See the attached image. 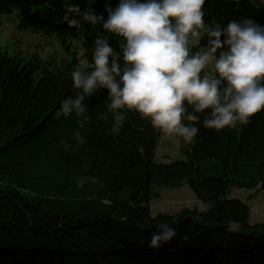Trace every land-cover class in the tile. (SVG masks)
Segmentation results:
<instances>
[{
  "label": "trees",
  "instance_id": "1",
  "mask_svg": "<svg viewBox=\"0 0 264 264\" xmlns=\"http://www.w3.org/2000/svg\"><path fill=\"white\" fill-rule=\"evenodd\" d=\"M118 2L0 0V14L16 11L21 29L52 34L67 55L58 65L39 59L21 65L0 50V264H264V224L251 225L249 206L229 198L235 187L264 190V110L217 132L203 124L210 109L196 112L185 102L199 120L184 123H194L198 135L190 143L180 137L186 159L165 164L154 160L156 128L135 110H125L118 135L110 132L107 89L86 97L88 121L57 118L61 102L80 92L71 73L93 70L98 38L108 41L123 69L125 39L102 20L83 18L94 11L106 19L105 5ZM71 7L79 10L74 25L62 21ZM202 10L204 27L190 55L211 48V33L232 20L264 25V0H205ZM77 130L83 144L73 137ZM183 182L210 210L152 216L150 202ZM228 220L238 221L239 231H229ZM162 222L176 235L153 249L150 233Z\"/></svg>",
  "mask_w": 264,
  "mask_h": 264
},
{
  "label": "clouds",
  "instance_id": "2",
  "mask_svg": "<svg viewBox=\"0 0 264 264\" xmlns=\"http://www.w3.org/2000/svg\"><path fill=\"white\" fill-rule=\"evenodd\" d=\"M204 3L205 0H119L114 8L105 5L106 19L94 11L85 12V20L93 24L102 20L104 29L125 39V65L121 69L119 55L106 39L98 38L93 70L71 73L73 86L80 92L61 102L57 118L75 114L82 122L88 121L86 97L98 89H107L113 134L118 135L123 127L125 110H135L154 128L190 143L198 135L194 123L199 117L187 112L185 102L193 105L196 112L210 109V118L203 124L217 132L247 124L264 110V25L252 18L232 20L211 33L215 37L211 48L190 55L189 46L199 43V30L204 27ZM224 46L227 50L217 56V49ZM209 64L214 65L218 78L201 77ZM224 81L227 83L222 87ZM73 137L80 144L85 142L79 130ZM210 208L207 205L200 211L208 212ZM226 223L229 231H239L238 221ZM175 235V228L162 222L150 233L148 245L158 249Z\"/></svg>",
  "mask_w": 264,
  "mask_h": 264
},
{
  "label": "rangeland",
  "instance_id": "3",
  "mask_svg": "<svg viewBox=\"0 0 264 264\" xmlns=\"http://www.w3.org/2000/svg\"><path fill=\"white\" fill-rule=\"evenodd\" d=\"M16 11L11 14H0V50L25 65L36 60L47 61L52 65H58L66 60L67 55L59 48L52 34L42 31L23 30L19 27V19ZM77 57L81 66L84 60L81 58V50L75 45ZM207 75H215L213 64L205 69ZM157 144L154 160L156 163H169L185 160V156L179 151V139L176 135H168L156 128ZM229 198L237 199L247 204L250 208L249 222L251 225L264 224V190H247L232 188ZM151 215L158 214L176 215L183 209H202L201 202L196 198L189 186L183 182L179 188H165L160 197L150 202Z\"/></svg>",
  "mask_w": 264,
  "mask_h": 264
},
{
  "label": "bare ground",
  "instance_id": "4",
  "mask_svg": "<svg viewBox=\"0 0 264 264\" xmlns=\"http://www.w3.org/2000/svg\"><path fill=\"white\" fill-rule=\"evenodd\" d=\"M70 14V13H69ZM69 14H67L66 16H65V21H67V22H72V20H70V18H69Z\"/></svg>",
  "mask_w": 264,
  "mask_h": 264
}]
</instances>
